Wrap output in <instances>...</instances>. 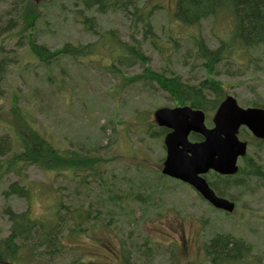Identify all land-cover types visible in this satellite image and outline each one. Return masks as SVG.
<instances>
[{"label": "rangeland", "instance_id": "1", "mask_svg": "<svg viewBox=\"0 0 264 264\" xmlns=\"http://www.w3.org/2000/svg\"><path fill=\"white\" fill-rule=\"evenodd\" d=\"M177 1L151 0L157 6L152 24L160 37L158 46L164 53L143 38L142 27L132 30V23L122 13L95 14L97 29L99 33L112 30L123 42L130 41L133 35L139 43L142 42L143 52L151 57L150 68H170L183 75L186 82L198 84L208 75L202 61L196 58L192 38L202 36L208 47L216 49L220 40H227L233 34L235 21L229 12H222L197 26L183 25L174 18ZM50 2L39 9L41 18L37 34L40 42L53 50L62 48L66 43L77 46L100 42L98 35L88 32L75 19L73 1ZM13 3V0L9 1L8 9L13 7ZM1 9H6V6L2 5ZM169 34L183 45L180 51L171 52L173 43L164 41ZM0 45L11 47L8 40L3 42L0 39ZM237 51H234L233 59L216 66L217 72L212 77L223 82L225 97L233 96L240 106H264V53ZM113 64V53L103 49L102 45L94 55L76 61L64 59L55 67L43 66L26 53L17 65L9 66L0 94L5 107L17 94L20 103L31 106L30 110L37 114L41 130L63 148H73L79 140L84 141L79 143L99 145L96 148L100 149L107 164L104 169L101 167L103 178L108 181L115 174L120 179L127 178L120 185L119 194H127L132 179L133 185L144 186L141 192L145 193L158 182L157 176L162 175L166 147L165 135L152 138L143 131L148 124L152 125V130L158 131L154 112L164 107L174 108L175 105L165 93L149 91L140 85H125L122 77L107 71V67ZM60 68L66 72H61ZM142 70L136 65L125 69L123 75L129 78ZM50 71L51 77H55L51 82L59 84L60 94L53 93L54 87L49 85ZM38 90L41 96L36 99ZM204 113L205 124L212 128L215 110ZM239 136L249 142L248 155L264 167V148L257 147L246 129H242ZM242 164L241 160L239 165ZM24 173L22 177L10 176L6 185L0 184V238L10 234L11 224L5 213L8 206L17 213L29 210L31 217L46 222L56 218L57 212H60L66 218L64 233L67 234L54 253L47 254L46 247L23 249L19 264H70L79 257L107 264L113 261L114 253L122 245L133 248V243L142 245L145 241H150L152 251L158 256L154 264L168 263V258L162 261L164 252H173L174 247L183 261L201 262L207 260L205 244L217 233L243 238L251 245L249 262L242 264H264V182L254 180L245 189L233 188L227 198L236 202V210L227 214L214 209L189 185L166 178L169 189L159 197L154 195L157 205L148 212L131 200H127L122 208L110 207L105 204L104 198L107 197L101 194L95 183L83 189L77 185V178L72 181L68 178L71 177L69 172L59 175L29 166ZM212 177V173L207 175L209 183ZM18 180L29 187L30 199L4 197L3 190ZM134 191L137 192L136 189ZM99 197L103 198L100 219H105L104 222L86 223L82 232L78 233L79 229L74 228L73 216L76 215L72 211L81 207L82 211L91 208L93 216L96 215L94 211L99 206L96 204ZM59 202L66 208L59 211ZM74 229L77 231L73 232L75 234L71 232Z\"/></svg>", "mask_w": 264, "mask_h": 264}, {"label": "trees", "instance_id": "2", "mask_svg": "<svg viewBox=\"0 0 264 264\" xmlns=\"http://www.w3.org/2000/svg\"><path fill=\"white\" fill-rule=\"evenodd\" d=\"M9 1L0 0V39L3 42L8 40L11 45V47L0 45V92L3 91L9 66L17 65L26 53H29L43 66L55 67L59 66L64 59L76 61L81 57L94 55L101 50L102 45L103 49L113 53L115 63L107 67V71L113 76L122 77L125 85H140L149 91L165 93L175 107L191 106L198 110L216 111L225 99L223 82L212 77L217 72L216 66L233 59L234 51L237 49L238 51L243 49L264 53V0L177 1L174 18L183 25L197 26L209 18L217 17L222 12H229L235 21L233 34L227 40H220L216 49L208 47L202 36L192 38L196 48V58L202 61V67L208 75V78L199 81L198 84L186 82L183 75L170 68L165 69L164 67L162 70L150 68L151 57L143 52L142 42L139 43L133 35L130 41L123 42L112 30L99 33L97 29L98 19L94 16L95 14L103 16L108 13H122L132 23V30L135 27H142L143 38L164 53L158 46L160 37L154 31L152 24L157 6L153 5L151 0H64L74 2L75 19L82 23L88 32L98 35L100 42L77 46L66 43L62 48L55 50L40 42L37 34L38 20L41 18L39 9L41 5L49 2L36 3L32 0H13V7L8 9ZM54 1L57 0L51 2ZM2 5H5L6 9L2 10ZM164 41L173 43L171 52L174 53L180 51L183 46L178 40L173 39L172 34H169ZM136 65L141 66L143 70L129 78L124 77L123 71ZM60 69L61 72H66L63 68ZM54 78L51 77L50 71L48 80L51 82ZM49 85L54 87L53 93L60 94L62 92L59 84L51 82ZM40 96L39 91L35 98ZM12 99L9 101L10 105L5 107L0 94V131L2 132L0 134V184H8V178L12 175L22 177L29 166H35L45 172H53L59 175L69 172L71 177L68 178L71 181L77 178V185L83 189L91 187V184L95 183L101 194L107 197V199L104 198L105 204L110 207L122 208L127 200H131L142 205L143 210H148V212L157 205L154 198L159 197L160 194L169 189L166 179L169 177L162 174L157 176L158 182L151 186V190L145 193L141 192L144 186L133 185L132 179L127 194H119V187L127 178L125 176L120 179L116 174L109 177L108 181L103 178L101 167L104 169L107 164L100 149L96 148L99 145H89L86 142L79 143L84 142L79 140L73 148H63L54 142L46 131L41 130L42 126L38 121L37 114L30 110L31 106L26 107L21 104L17 94L13 95ZM256 106L264 108L259 104ZM151 127L152 125L148 124L143 133L149 134L152 138L166 135L168 132L165 128L154 131ZM191 139L201 141L203 138L193 134ZM252 139L253 142H256L257 147L264 148V141ZM212 174L211 187L220 196L226 198L230 196L233 188L245 189L249 186L247 184L254 180L264 182L263 165L249 155L243 159V164L236 175ZM90 178L92 179L90 180ZM3 195L6 199L16 196L19 199L28 200L30 199V189L18 180L11 182L3 190ZM99 198L96 203L99 206L96 207L97 209L94 211L96 215L94 216L91 208L82 211L83 207H81L72 211L76 215L73 216V219L74 228L79 229L78 233L82 232V227L86 223L104 222L105 219H100L103 213L100 208L103 198ZM65 206L59 202L58 210L66 208ZM5 213L9 218L11 228L7 237L0 238V264H19L22 250L32 249L34 246L46 247L47 254L54 253L62 244L61 239L67 234L64 233L66 218L61 216L60 212H57L56 218L49 219L47 222L31 217L29 210L17 213L8 206ZM105 217L107 218V214ZM110 220L112 221V218ZM71 232L77 231L74 229ZM149 245L151 246L150 241H145L142 245L133 243V248L127 246L129 249L126 245H122V248L114 253L113 261L107 264H143L144 261L147 264H154L158 256L156 252L152 251V246ZM173 250V252H164L162 261L168 258V263L165 264H242L241 262H249L248 257L251 255L252 247L243 238H237L226 233H217L204 246L206 261H183L176 253L175 247ZM70 264L100 263L94 260L85 261L79 257L73 259Z\"/></svg>", "mask_w": 264, "mask_h": 264}, {"label": "water", "instance_id": "3", "mask_svg": "<svg viewBox=\"0 0 264 264\" xmlns=\"http://www.w3.org/2000/svg\"><path fill=\"white\" fill-rule=\"evenodd\" d=\"M154 119L169 131L164 139L162 174L189 184L216 209L234 212L235 203L217 195L203 175L210 171L224 176L238 173V161L248 149L238 137L239 130L244 126L257 139L264 140V109L242 108L233 96H227L212 119V128L205 124V113L191 106L157 109ZM192 133L204 140L192 142Z\"/></svg>", "mask_w": 264, "mask_h": 264}]
</instances>
